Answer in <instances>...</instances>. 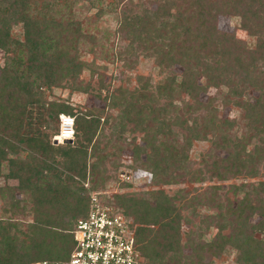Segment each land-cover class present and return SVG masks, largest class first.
I'll return each mask as SVG.
<instances>
[{
  "label": "trees",
  "instance_id": "16d2710c",
  "mask_svg": "<svg viewBox=\"0 0 264 264\" xmlns=\"http://www.w3.org/2000/svg\"><path fill=\"white\" fill-rule=\"evenodd\" d=\"M80 1L87 4V10L96 9L94 19L105 14L95 8L98 0H0V52L5 56L0 70V179L17 182L16 188L0 184V212L9 216L0 217V264L67 259L73 247L71 231L86 214L87 190L82 184L89 191L100 186L94 177L100 175L95 170L103 156L94 153L93 141L103 126L114 122L112 134L117 136L128 125L132 133H142L144 148L133 146L135 159L141 154L152 159L148 171L158 177V184L166 186L183 177L202 183L200 170L187 169V152L192 141L206 140L207 134L212 135L211 148L224 156H201L200 164L218 181L242 172L255 177V163L264 157V0H184L185 12L180 5L175 8L173 0H165L153 13L121 14L117 30L130 43H150L142 51L145 57L146 52L153 57L160 70L177 65L182 71L179 76L166 75L153 88L147 79L141 82L138 77L140 87L132 91L122 87L112 93L107 90L102 100L106 108L119 110L116 122L103 118V109L73 112L64 101L44 99V90L64 88L68 81L74 87L83 72L91 78L97 69H106L93 60H83L84 52L94 55L98 47L99 59L112 57V49L104 51L93 34H83L73 15L81 7ZM169 7L175 8L174 13L167 12ZM224 13L239 18L240 27L253 39L251 46L217 32L216 17ZM13 27H19V37L13 36ZM83 37L88 38V46L80 51ZM153 39L160 41L159 47ZM98 77L102 87L101 75ZM199 78L205 84H198ZM235 78L237 85L232 81ZM80 85L78 82L74 90L85 92L87 86ZM209 87L225 89L222 102H231L242 112L243 133L229 135L237 122L218 119L213 99L199 101ZM248 89L257 92L252 103L244 98ZM171 111L179 114L165 119ZM199 111L203 114L188 117ZM59 115L74 116V136L71 143L53 145ZM171 125L185 131L182 143L176 141ZM251 140L256 145L246 151ZM89 147V156H95L97 162L87 167ZM218 189L211 186L208 192L188 200L180 191L172 196L156 191L151 193L152 206L144 200L114 197L121 213L136 226L134 244L142 264H209L208 258H218L226 248L233 251L235 264H264V181L242 193L238 186H229L233 198L224 203L219 201ZM15 192L22 196L21 201L14 198ZM176 203L182 207L177 208ZM184 206L192 217L199 215L198 208H215L217 213L204 216L205 228L196 234L188 230L186 242L181 244L179 212ZM27 215L31 221L20 230L13 217ZM213 218L218 221L216 231L205 238L202 231ZM184 249H190L188 257L183 256Z\"/></svg>",
  "mask_w": 264,
  "mask_h": 264
},
{
  "label": "rangeland",
  "instance_id": "374dc122",
  "mask_svg": "<svg viewBox=\"0 0 264 264\" xmlns=\"http://www.w3.org/2000/svg\"><path fill=\"white\" fill-rule=\"evenodd\" d=\"M173 1L175 8L180 5V11L185 12L183 10L187 8L186 1ZM78 4L81 7H76L73 15L74 18L82 25L83 34H93L97 40V45H101L104 51H109L112 49L113 54L112 57H110V60L106 61L99 59L100 50L98 47L95 48L94 55H89L84 52L82 55L83 60L87 62L93 60L97 67L102 68L103 66H106V69H97L95 75L91 78L88 76L87 72H83L79 78L74 81V87H72L70 84L71 82L68 81L64 88H52L49 91L44 90V99L47 102L54 100L64 101L71 106L73 112L90 110L92 108L103 109V118L110 117L116 122V118L120 115L119 110L117 108H106L105 102L102 100V98L106 96L107 90L108 92L112 93L118 87H122L132 91L133 89L140 87L141 83L137 81L138 77L142 78L141 82H144L147 79L149 84L148 86L153 88L154 84L166 75H180L182 67L173 65L160 70L153 61V57L150 55V52V56H148V53L146 52L147 57H145V51L143 52L142 48L145 46H150V43L143 44L136 40L130 43V38H126L123 32L117 30V20L121 14L131 16L142 15L144 12L153 13L155 12L156 8L165 4V0H98V2H96L95 8H101L104 10L105 14L102 17L96 19L93 18V13L96 9L87 10V4L82 3L81 1ZM174 7H169L167 12H169V14L174 13ZM215 26L217 32L232 36L237 41L244 42L249 46H251L253 42V39L247 35V32L240 27L239 18L233 14L224 13L217 16ZM12 34L13 36L19 37L21 35L19 27H13ZM101 37H104L105 39H101ZM152 42L159 47L160 41L153 39ZM166 43L167 40L164 41V44ZM79 46L80 51H85L86 47L88 46V38L83 37ZM4 60L5 56L2 52H0V70L3 67ZM98 74L101 75L102 87L99 86ZM225 77H227V75ZM232 81L235 85L238 84L236 78L232 79ZM78 82H81V87L87 86V90L85 92L82 93L74 90L75 85H77ZM197 82L201 85L205 84V80L203 78H199ZM224 96L225 89H213L209 87L199 95V101L205 103L204 101L206 98L209 97L213 99L212 107L216 111V116L218 119L237 122V126H233L234 128L228 131V134L232 135L237 132L239 135L243 133L242 125L239 123L242 112L231 102H227L228 104H223L222 100ZM256 96L257 92L254 90L248 89L244 91V98L248 100L249 103H252ZM180 98L184 101H188L185 96H181ZM158 101L159 103H164V101L161 99H158ZM178 114L179 113L171 111L165 116V119L175 117V115ZM202 114L203 112L199 111L188 115V117H198ZM69 117L74 119V116ZM183 117L187 118L186 115H183ZM57 122L58 131L60 127L59 117H57ZM100 122H102V119H100ZM113 123H110L111 125L103 126L98 135H96V139L93 141V146L95 147L94 153L100 157L103 156V160H101L99 165H97V169L95 170L98 171L100 175H96L94 177L95 180L99 182L98 184L100 186L95 191L87 190L89 193L103 192L106 194H113L114 197L123 196L124 198H133L138 201L144 200L152 206L153 200L151 193L156 191H162L167 196H172L176 194V192L180 191L181 194L185 195L186 199L188 200L192 197L202 194L203 191L208 192L207 189L211 186H218L219 189L216 191V194L218 195L219 201L224 203L226 198L230 200L233 198L231 192L228 189L229 186H238V191L242 193L246 190L249 191L250 188L254 187L257 182L264 181V157L255 163V177L242 175V172L238 176H226L223 181H218L215 177L209 176L204 171L203 165L200 164L201 156L206 158L207 156L223 157L224 153L220 151L216 152L211 148L210 140L212 139V135L207 134L206 140L192 141L190 149L187 152V169L190 172L200 170L202 173L201 178H203L202 183H191L188 180V177H183L176 180L174 185L166 186L163 184H158V177L151 176L147 169L148 166L152 164V159L147 160L145 158V154H141L137 159H135L134 152L132 151L133 146H137L140 149L144 148L143 134L140 132L132 133L130 131L131 126L128 125L125 133L117 136L114 133L112 134ZM170 130L172 131L173 135L177 136L176 141L179 144L182 143L185 136V131L180 129L178 125H171ZM53 142L54 141L52 137L51 143ZM253 145H256V141L251 140L250 144L246 148V151L250 150ZM89 150L87 167L97 162L95 156H89L92 152V149L89 147ZM207 160L210 161V159ZM73 179L74 182L79 184L77 177H74ZM99 180H102V182ZM0 184H6L7 186H10V188H16L17 182L13 180L4 181L3 179H0ZM75 184L73 186H75ZM242 184L245 185L242 187ZM240 196L241 194L238 195V198H240ZM14 198L19 201L22 200V196L16 192L14 194ZM185 203V201L181 202V204ZM176 204L177 208H180L181 205H178V203ZM27 206L29 207V204H27ZM135 209H139V207H136ZM139 210H141V208ZM197 210L199 213L197 217H192L186 206H184V208L179 212L181 217L179 222L181 244L186 242L184 235L187 234L188 230L193 231L194 234H196L198 229L201 228L203 230V228H205V224H203V222L206 221L204 216L217 213L215 208L207 210L204 208H198ZM0 217L9 218L8 214L3 215L1 212ZM13 218L17 220L20 230H24L25 224L31 221L30 215H27L26 217L16 216ZM184 219H186L188 223H185ZM211 220L214 221H211L209 228L202 231L205 238H211L216 231L214 225L218 221H215L214 218ZM193 239H195V236ZM190 253V249H184L182 251L183 256L186 257H188ZM234 257L235 255L233 251L226 248L225 253H223L221 256L218 258H208V261L209 264H235Z\"/></svg>",
  "mask_w": 264,
  "mask_h": 264
},
{
  "label": "built area",
  "instance_id": "2783aa9c",
  "mask_svg": "<svg viewBox=\"0 0 264 264\" xmlns=\"http://www.w3.org/2000/svg\"><path fill=\"white\" fill-rule=\"evenodd\" d=\"M58 117L60 127L53 141L55 144L71 142L73 118ZM82 186L88 190L86 183ZM87 199L86 214L75 222L71 231L73 247L67 259L42 260L35 264H142L134 244L136 226L115 205L113 194L90 192Z\"/></svg>",
  "mask_w": 264,
  "mask_h": 264
},
{
  "label": "water",
  "instance_id": "95a60500",
  "mask_svg": "<svg viewBox=\"0 0 264 264\" xmlns=\"http://www.w3.org/2000/svg\"><path fill=\"white\" fill-rule=\"evenodd\" d=\"M65 143H70V142H69V141H67V142H63V144H65ZM52 144L54 145V144H55V142H53Z\"/></svg>",
  "mask_w": 264,
  "mask_h": 264
}]
</instances>
